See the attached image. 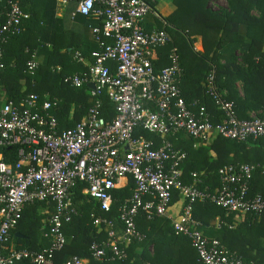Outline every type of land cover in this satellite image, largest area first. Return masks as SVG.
<instances>
[{
    "label": "built area",
    "instance_id": "obj_1",
    "mask_svg": "<svg viewBox=\"0 0 264 264\" xmlns=\"http://www.w3.org/2000/svg\"><path fill=\"white\" fill-rule=\"evenodd\" d=\"M20 0H9L0 22V68L2 45L22 30ZM74 1L78 13L96 17L93 29L97 50L92 63L78 74L64 75L62 82L85 89L88 107L85 117L73 127L61 129L54 116L58 101L48 96L28 94L19 101L0 94V148L17 147L16 168L0 155V264H55V254L66 245L63 228L78 214L72 189L84 183V193L94 201L100 215L91 214L97 229H106V238L93 241L90 257H72L63 264H110L127 259L125 244L141 243L145 235L136 220L142 213L148 221L156 218L171 222L176 234L186 237L197 254L196 264H255L244 261L226 249L219 240L205 237L192 217L193 205L210 203L226 214L260 217L264 214V195L249 197V183L259 165L229 164L217 170L219 186L210 190L201 175L192 173V183L182 181L186 153L174 147L170 138L183 135L206 143L212 136L243 142L264 137V112L250 119L237 118L232 102L224 99L215 83L214 71L204 87L223 119L213 123L211 114L199 100L188 104L182 97L183 70L175 47L169 64L159 72L151 58L157 49L171 43L164 29H147L151 15L165 25L161 15L145 0H57ZM75 60L82 62L80 55ZM113 66V71L111 67ZM38 68L36 53L26 62V71ZM92 85L93 87H91ZM114 105L108 122L102 115L101 98ZM138 130L158 139H146ZM133 183L130 197L118 207V224L106 215L116 201L114 190ZM203 185V187H201ZM183 202L176 218L168 215L173 197ZM44 203L52 207L47 218V247L33 251L11 248L12 231L26 206ZM229 229L226 222L220 223Z\"/></svg>",
    "mask_w": 264,
    "mask_h": 264
},
{
    "label": "trees",
    "instance_id": "obj_2",
    "mask_svg": "<svg viewBox=\"0 0 264 264\" xmlns=\"http://www.w3.org/2000/svg\"><path fill=\"white\" fill-rule=\"evenodd\" d=\"M8 1L0 0V22L4 20ZM145 1L152 6V0ZM173 4L174 10L163 17L166 24L157 25V29H164L169 34L171 43L154 52L155 56L151 58L154 71L159 72L168 66L169 51L175 47L183 70L179 84L182 97L186 102L192 98L199 99L211 114L213 123L220 122L223 116L213 99L206 94L204 87L211 71H214L215 83L219 91H226L224 99L233 103L238 119H250L246 115L247 111H264V0H226L225 6L216 9L211 6L210 0H173ZM21 30L19 35L11 37L2 45L3 68H0V89H4L6 98L13 101H19L28 94L42 97L49 93L51 97L58 98V108L53 114L60 128L73 127L85 114L88 97L84 94L83 88L75 89L62 82L65 74L63 71L55 73L50 69L55 63L60 62L65 65L70 59L63 54L56 56L54 52L47 51L44 44L39 48V43L30 41L24 36L23 22ZM197 37L201 39V48L196 51L193 44ZM92 50H97V45L87 49L86 54ZM33 52L36 53L39 62L37 70L33 73L35 76H30L32 74L27 73L26 62ZM111 69L113 71V66ZM237 82L239 88L236 89ZM101 103L102 115L109 122L114 116V105L106 96L101 98ZM73 107L75 111L70 118L69 111ZM137 134L158 141L152 134L142 130H138ZM181 137L182 135H178V138H170V141L175 148L187 153L186 160L182 164V167L184 165L182 181L185 184L192 181L189 175L191 172L196 171L197 174L204 172L205 174H200L204 181H202L203 185L214 190L219 186L217 170L229 164L259 165L253 177L258 173H264V137L237 142L212 136L213 138L209 139L211 141L208 140L209 150L202 146L193 150V141L182 140ZM210 150L215 154L214 156L208 154ZM17 151V147L0 148L3 162L16 168L19 162ZM206 175L207 178L204 177ZM84 188V183H77L72 189L73 202L78 214L63 228L66 245L62 251L55 254V264H63L74 256L89 258L92 242L106 238V229H97L93 225L91 214L101 213L97 204L85 195ZM132 189L133 183L129 181L114 190L116 201L111 213L106 216L117 224L118 207L124 199L130 197ZM255 194L264 195V181L258 189H253L249 185V197ZM45 208L52 212V207L44 203L25 207L21 220L9 237L8 244L11 248L39 251L48 246L49 241L42 234L46 229L42 228L43 215L40 213L41 209ZM233 215L239 216V213H232L229 218H224L225 211L210 203H196L192 210V217L201 225L200 230L207 227L217 216L230 224L234 219ZM261 216V220L256 225L253 224V219L256 220L257 217L254 218L255 216L252 215H246L243 227L239 225L229 229L222 225L216 231L215 238L221 240L220 243L227 244L229 251L237 252L244 261L263 264L264 214ZM136 224L138 230L145 235L144 241L127 244L129 245L125 246L127 259L110 264L197 263V254L188 239L175 234L169 220L156 218L148 221L141 213ZM16 233L19 236L16 237ZM20 235L25 238H21ZM235 235H241L249 241L250 248L255 247L256 253L247 252L248 257H244L232 243H227Z\"/></svg>",
    "mask_w": 264,
    "mask_h": 264
},
{
    "label": "crops",
    "instance_id": "obj_3",
    "mask_svg": "<svg viewBox=\"0 0 264 264\" xmlns=\"http://www.w3.org/2000/svg\"><path fill=\"white\" fill-rule=\"evenodd\" d=\"M154 0H152V7L155 11L156 8L154 7ZM21 3V4H20ZM19 4L21 6L22 12H23V31L24 36L28 37L30 41H35L36 43H39V48L44 44V47L49 52H54L56 56L58 54L67 55V57L70 59L65 65L60 64V62L55 63V65L51 66L50 69L55 73L64 72L65 74H78L79 72L82 73V71H86L90 63H92V57L91 53L92 51H89L86 54L87 49H92L96 47V43L94 40L93 35V29L98 28L100 26V20L96 17H85L78 13L77 9V3L74 1H66V2H58L57 0H20ZM164 14L166 17L168 14H170L174 10V4L172 2L171 7L168 5L164 6ZM160 24L158 20H156L153 16L149 15L146 18L145 26L147 29H157V25ZM196 45L194 46L196 49L201 48V39L200 37H197L195 42ZM11 48V47H10ZM16 48V47H15ZM80 55L83 58L82 62H79L75 60V56ZM155 55L152 56V58ZM156 58V57H155ZM39 62V59H38ZM81 70V71H80ZM63 73V74H64ZM64 74V75H65ZM34 74L30 75L33 76ZM35 76V75H34ZM24 87V86H23ZM218 88V87H217ZM235 88H239L238 82L235 84ZM24 89V88H23ZM219 90V89H218ZM223 96L226 93L225 90L219 91ZM0 94L4 97L6 100V94L4 89H0ZM84 94L87 96V91L84 89ZM43 96H48L52 99H56L58 101V98L51 97L49 93L44 94ZM42 96V97H43ZM88 97V96H87ZM193 100H199L196 98H192L187 101L188 104L192 103ZM75 111V107L70 109L69 115L70 118L72 117L73 112ZM87 112V110H86ZM83 115L81 120L86 115ZM264 111L258 110V111H247L246 115L250 118L253 116H261ZM214 137V136H213ZM211 137V138H213ZM178 138V136L176 137ZM182 140H186L183 135L181 137ZM189 139H187L188 141ZM192 149L196 150L199 147H203L207 150L210 149V142L209 140L206 143H201L195 140H192ZM186 153V152H185ZM211 156H214L215 154L210 150L209 153ZM187 155V153H186ZM184 167V165H183ZM182 167V173L184 171V168ZM192 173H197L196 171L191 172L189 175L191 177ZM205 174L204 172L198 173ZM263 172L258 173L256 175H252L250 179L249 185L253 189H258L260 187V184H262L263 180ZM184 174H182L183 176ZM207 178V175L204 176ZM200 180L203 181L202 178ZM204 182V181H203ZM192 183V181L190 182ZM189 183V184H190ZM183 208V202L180 200V198L177 196L174 197L171 206L168 209V215L171 218H176L179 216ZM47 208L41 209V214L43 215V224L42 228L47 231V218L49 217V212ZM230 214H226L224 218H229ZM234 219H232L231 225L232 227L244 225L243 221L246 219V215L239 214V216H234ZM261 217H254L256 220L253 219V224L256 225L261 220ZM248 218V216H247ZM250 218V217H249ZM247 221V220H246ZM170 222V221H169ZM226 222L227 220L221 219L220 216H217L213 218L207 227H203L204 229H201L200 231L205 237L208 238H215L216 231L218 230V225L220 223ZM243 223V224H242ZM171 225V222H170ZM252 225V223H251ZM201 226V225H200ZM172 227V225H171ZM200 228V227H199ZM46 231H43V237H45ZM176 234V233H175ZM179 235V234H178ZM182 236V235H180ZM217 239V238H215ZM253 240H255L253 238ZM221 241V240H220ZM219 241V242H220ZM227 243H232V245L244 255V257L247 256V252H252L253 254L256 253L255 247L250 248L251 245L249 241H246V239L241 235H235L234 237L230 238V240ZM132 244V243H128ZM221 244L228 250L227 244ZM236 244L238 246H236ZM124 246H129L125 244ZM45 248V247H44ZM126 248V247H125ZM151 247L149 248V251L151 252ZM235 252V251H234ZM237 254V252H235ZM254 262V261H253ZM148 264V263H147ZM261 264V263H260ZM264 264V263H263Z\"/></svg>",
    "mask_w": 264,
    "mask_h": 264
},
{
    "label": "rangeland",
    "instance_id": "obj_4",
    "mask_svg": "<svg viewBox=\"0 0 264 264\" xmlns=\"http://www.w3.org/2000/svg\"><path fill=\"white\" fill-rule=\"evenodd\" d=\"M173 0H154V7L156 8L157 12L162 15L165 16L164 14V6L168 5L171 7ZM211 6L213 8H217V7H223L226 5V0H210ZM161 16V17H162ZM194 46L196 45L195 43L193 44ZM195 48V47H194ZM195 50L197 51L198 49L195 48Z\"/></svg>",
    "mask_w": 264,
    "mask_h": 264
},
{
    "label": "water",
    "instance_id": "obj_5",
    "mask_svg": "<svg viewBox=\"0 0 264 264\" xmlns=\"http://www.w3.org/2000/svg\"><path fill=\"white\" fill-rule=\"evenodd\" d=\"M90 86L93 87L92 85H90ZM15 236L16 237L19 236L18 233H16ZM20 237L23 238V239L25 238V236H23V235H20Z\"/></svg>",
    "mask_w": 264,
    "mask_h": 264
}]
</instances>
